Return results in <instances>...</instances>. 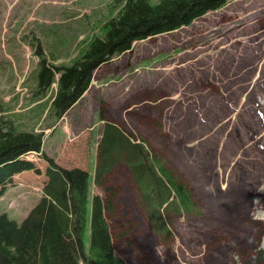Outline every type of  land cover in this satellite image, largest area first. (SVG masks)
<instances>
[{
	"label": "rangeland",
	"instance_id": "374dc122",
	"mask_svg": "<svg viewBox=\"0 0 264 264\" xmlns=\"http://www.w3.org/2000/svg\"><path fill=\"white\" fill-rule=\"evenodd\" d=\"M119 7L114 0H0V115L19 129L53 123L48 114L38 126L56 84L40 109L24 110L41 99L35 97L36 38L50 62L69 65L79 47L104 36L103 25ZM135 48L154 56L153 69L141 71L148 76L141 97L114 107L115 122L187 185L198 210L172 214L171 235L160 236L130 165L115 164L91 191L113 201L106 216L116 254L127 264H264L253 256L255 246L264 248V0H229ZM34 154L26 158L36 162ZM97 154L91 177L102 160ZM44 180L33 171L14 175L0 187V214L24 221L43 195ZM63 257L82 264L75 244Z\"/></svg>",
	"mask_w": 264,
	"mask_h": 264
},
{
	"label": "trees",
	"instance_id": "16d2710c",
	"mask_svg": "<svg viewBox=\"0 0 264 264\" xmlns=\"http://www.w3.org/2000/svg\"><path fill=\"white\" fill-rule=\"evenodd\" d=\"M118 13L103 25L104 36L95 37L78 48L69 65H55L46 58L40 41L33 44L39 59L36 96L42 100L53 84L57 89L47 111L61 118L88 90L95 71L114 57L132 51L136 41L174 32L191 25L205 14L219 10L229 0H114ZM3 112V111H2ZM0 115V187L13 176L33 170L41 174L35 161L25 158L41 152L44 131L18 128ZM45 128H49L48 126ZM44 128V129H45ZM144 143L133 142L118 129L105 128L100 139L102 160L94 177L81 168L66 169L43 153L47 181L43 195L28 216L18 223L7 213L0 214V264H66L64 252L77 247L82 264H127L114 249L106 212L113 201L91 191L102 184L115 164L127 162L140 188L141 203L154 231L171 235L169 219L198 210L192 192L163 164L156 163ZM93 178V179H92ZM103 180V181H102ZM187 210L186 212H183ZM185 216V215H184ZM253 256L264 263V248L255 246Z\"/></svg>",
	"mask_w": 264,
	"mask_h": 264
},
{
	"label": "crops",
	"instance_id": "0c3cea01",
	"mask_svg": "<svg viewBox=\"0 0 264 264\" xmlns=\"http://www.w3.org/2000/svg\"><path fill=\"white\" fill-rule=\"evenodd\" d=\"M158 36L135 42L132 51L101 65L95 71L88 90L61 118L55 119L49 114L50 118L54 119V122L48 125L49 128H35L37 131H44V140L42 151L33 152V154L39 153L42 156L46 153L66 169L83 168L89 172L91 167L96 168V161L99 159L97 151L100 150L99 138L103 135L105 128L122 131V126L115 122L116 113L119 112L114 107L128 103L134 96L136 99L141 97L147 89L148 76L141 74L139 79L133 77L131 84L128 83L129 79L123 76L126 71H131L134 65L144 67L146 71L153 65L154 56L148 54V50H136L135 44H145ZM32 53L31 51V55ZM27 73V68H24L23 74H20V84ZM7 89L8 86L2 91L5 95L8 93ZM132 93L134 95H130ZM41 102H43L42 99H36L24 110L40 109ZM49 107L50 105L45 109V114L41 117L38 126L46 119L48 121ZM58 129L59 133L56 135ZM42 158L43 156L36 160V163L41 169L40 176L42 174L45 176L47 162Z\"/></svg>",
	"mask_w": 264,
	"mask_h": 264
}]
</instances>
